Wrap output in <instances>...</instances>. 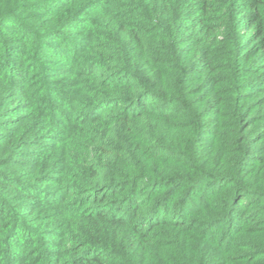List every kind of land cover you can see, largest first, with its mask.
<instances>
[{
  "label": "trees",
  "instance_id": "trees-1",
  "mask_svg": "<svg viewBox=\"0 0 264 264\" xmlns=\"http://www.w3.org/2000/svg\"><path fill=\"white\" fill-rule=\"evenodd\" d=\"M0 264H264V0H0Z\"/></svg>",
  "mask_w": 264,
  "mask_h": 264
}]
</instances>
